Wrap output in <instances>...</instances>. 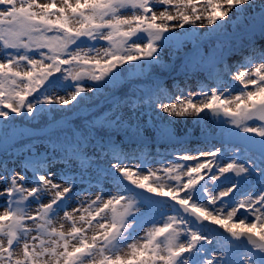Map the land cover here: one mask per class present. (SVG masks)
I'll return each instance as SVG.
<instances>
[{
	"label": "snow or ice",
	"instance_id": "1",
	"mask_svg": "<svg viewBox=\"0 0 264 264\" xmlns=\"http://www.w3.org/2000/svg\"><path fill=\"white\" fill-rule=\"evenodd\" d=\"M0 264H264V0H0Z\"/></svg>",
	"mask_w": 264,
	"mask_h": 264
}]
</instances>
